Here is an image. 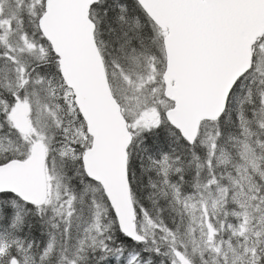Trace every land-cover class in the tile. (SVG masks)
I'll return each mask as SVG.
<instances>
[{"label":"snow or ice","instance_id":"1","mask_svg":"<svg viewBox=\"0 0 264 264\" xmlns=\"http://www.w3.org/2000/svg\"><path fill=\"white\" fill-rule=\"evenodd\" d=\"M0 264H264V0H0Z\"/></svg>","mask_w":264,"mask_h":264}]
</instances>
